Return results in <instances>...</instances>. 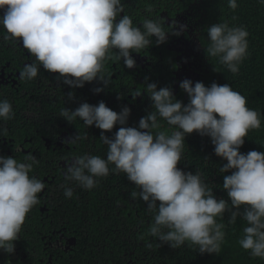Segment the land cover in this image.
Returning <instances> with one entry per match:
<instances>
[{
  "label": "clouds",
  "instance_id": "obj_1",
  "mask_svg": "<svg viewBox=\"0 0 264 264\" xmlns=\"http://www.w3.org/2000/svg\"><path fill=\"white\" fill-rule=\"evenodd\" d=\"M264 3V0H260ZM235 10L237 0H228ZM0 26L11 39L22 43L35 61L25 64L20 77L32 80L40 68L57 76L73 88L99 80L107 87L102 75L103 62L109 49L118 50V59L131 69L136 62L131 52L138 53L155 37L157 45L167 42L166 32L153 20H145L141 31L134 27L131 17L121 16L122 0H0ZM120 17L117 20V17ZM184 27V26H181ZM178 35L180 34L179 32ZM211 46L208 55L218 57L231 73L238 74L239 65L247 55L249 35L242 27L215 23L207 28ZM146 92L153 110L139 120L138 127H125L131 109L127 106L117 113L101 101L87 102L75 110L64 108L60 115L69 123L79 118L87 127L101 129L100 139L107 145L105 158L84 155L67 166L66 181H76L86 190L98 183L97 178L110 173H124L139 193L149 211H155L148 235L173 249L190 242L199 246L200 253L218 254L224 241V225L216 218L231 212L230 221L241 215L247 226L239 240L252 257L264 259V152L239 151L249 130L261 127L260 116L246 106V97L229 84L184 79L179 87L187 93L185 105L176 100L171 88L147 83ZM103 88H95L98 94ZM74 93H69L73 98ZM14 117L12 104L0 100V120ZM160 120L176 131L160 130ZM121 125L113 137L104 135L115 125ZM193 132L208 136L215 155L226 163L220 173L223 189L229 200L215 198L212 189L203 182L200 173L184 172L177 167L181 161L185 137ZM68 143H74L71 137ZM35 163L34 157H28ZM32 163L18 162L12 156H0V250L14 252L26 215L39 203L37 194L44 183L30 176ZM64 195L71 198L73 191L65 187ZM229 202L231 207H229ZM167 229V231H164Z\"/></svg>",
  "mask_w": 264,
  "mask_h": 264
},
{
  "label": "flooded vegetation",
  "instance_id": "obj_2",
  "mask_svg": "<svg viewBox=\"0 0 264 264\" xmlns=\"http://www.w3.org/2000/svg\"><path fill=\"white\" fill-rule=\"evenodd\" d=\"M122 5L121 16L131 17L133 26L141 31L145 20L158 22L167 42L157 45L156 38L150 37L152 43L130 53L136 62L131 69L117 58V49H109L102 69L107 87L95 80L73 88L64 84L58 73L42 67L36 78L21 79L24 65L34 62L35 57L22 43L5 39L8 33L0 26V100H8L14 110L12 119L0 120V156L32 163L29 175L45 185L37 194L39 203L26 215L13 242L14 252L0 250L1 256L15 264H71L78 257L98 256L103 246L110 248L112 255L123 250L127 255L128 243L142 241L143 200L139 195L132 197L139 189L124 173H113L114 165H109L108 176L97 178L91 190L81 188L76 181H66L67 166L77 157L106 159L108 147L100 139L101 129L87 127L79 118L69 123L61 117L62 109L75 110L85 102L97 105L103 101L119 113L127 106L131 113L124 126L138 127L139 120L153 110L147 83H156L158 89L171 88L175 99L185 105L189 97L179 87L184 79L208 87L205 0H122ZM98 87L104 90L95 94L93 89ZM69 93L74 97L69 98ZM160 123V130L169 134L178 130L166 121ZM120 127L117 124L104 135L111 138ZM71 137L74 143L67 142ZM28 157H34L35 163ZM65 187L72 189L71 198L64 195Z\"/></svg>",
  "mask_w": 264,
  "mask_h": 264
},
{
  "label": "trees",
  "instance_id": "obj_3",
  "mask_svg": "<svg viewBox=\"0 0 264 264\" xmlns=\"http://www.w3.org/2000/svg\"><path fill=\"white\" fill-rule=\"evenodd\" d=\"M238 7L232 10L228 7V0H205L203 15L205 17L206 41L211 42L207 35V28L215 23H228L229 27L245 28L247 37V55L239 65L238 74H233L218 57L210 56L208 87L212 83L219 85L229 84L234 91L246 97V106L262 113L261 127L251 129L240 147L241 153L255 150L264 152V3L260 0H237ZM226 163L215 155L214 145L210 137L197 135L185 137L181 161L178 168L184 172H199L203 182L212 189L215 198L229 200L223 189V178L230 175L220 173L219 168ZM142 201V241L128 243L130 250L112 255L110 248L103 246L94 257L89 254L72 260L71 264H264V259L252 257L250 250H244L239 240L243 238V229L247 226L241 215L233 223L230 221L231 212L226 211L223 216L217 217V223L224 225V241L218 254L200 253L198 245L186 242L184 246L173 249L158 237L148 235V230L154 222L155 211H149ZM229 207H231L229 202ZM167 231V229H164ZM110 251V252H109ZM134 251V255H130ZM124 255V256H123ZM0 264H15L0 255Z\"/></svg>",
  "mask_w": 264,
  "mask_h": 264
}]
</instances>
